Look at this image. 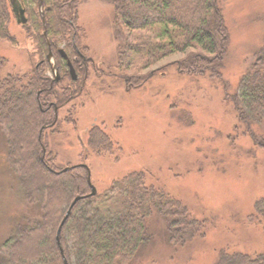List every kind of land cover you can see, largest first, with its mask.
I'll use <instances>...</instances> for the list:
<instances>
[{"label":"rangeland","instance_id":"obj_1","mask_svg":"<svg viewBox=\"0 0 264 264\" xmlns=\"http://www.w3.org/2000/svg\"><path fill=\"white\" fill-rule=\"evenodd\" d=\"M79 1L81 42L94 63L84 91L45 132L56 165L86 164L99 192L146 171L149 184L188 209L198 227L185 243L171 240V221L155 210L146 222L149 239L130 264H218L224 254L264 253L263 217L252 220L264 202V151L227 100L264 51V0H219L230 34L220 78L182 75L177 62L183 56L175 54L150 68L155 73L142 85L134 82L136 87L126 82L132 71L118 69L122 42L113 5ZM10 29L16 44L0 40V77L31 74L41 58L16 18ZM95 128L106 132L114 148L92 147ZM8 152L0 124V248L26 218L42 214L40 204L24 198Z\"/></svg>","mask_w":264,"mask_h":264},{"label":"trees","instance_id":"obj_2","mask_svg":"<svg viewBox=\"0 0 264 264\" xmlns=\"http://www.w3.org/2000/svg\"><path fill=\"white\" fill-rule=\"evenodd\" d=\"M11 1L0 0V40L15 45ZM17 1L26 10L28 24L22 27L41 61L31 74L0 77V124L7 130L8 157L20 173L23 196L32 206L40 204L42 214L16 227L0 248V264H65L64 257L68 264H130L149 239L146 222L155 210L171 221V240L185 243L197 222L181 201L149 184L146 171L132 172L107 192L91 196L86 164L70 166L68 171L56 165L45 132L59 123L55 106L71 101L80 90L71 92L62 82H52L46 56L50 45L61 73L68 74L57 49L65 44L73 47L74 42L80 49L83 46L80 1ZM108 1L122 42L118 69L125 74L132 71L126 79L129 87L147 82L155 73L149 69L175 54L183 56L177 62L182 75L221 77L230 34L219 0ZM227 100L254 144L264 151V133L253 131L254 126L264 128V51L243 77L239 91ZM16 120L24 123V129L15 125ZM91 132L93 148H114L106 132L100 128ZM78 197L58 241L61 224ZM261 217L264 220V202L252 220ZM218 264H264V253L224 254Z\"/></svg>","mask_w":264,"mask_h":264},{"label":"flooded vegetation","instance_id":"obj_3","mask_svg":"<svg viewBox=\"0 0 264 264\" xmlns=\"http://www.w3.org/2000/svg\"><path fill=\"white\" fill-rule=\"evenodd\" d=\"M57 52L59 56L62 58L61 61L63 62V64L64 65L66 64L68 66V74L65 75L61 73L56 61V56H55L56 54L55 52L52 51L51 46L49 45V52L46 56V60H48V62L52 65L51 66L52 69L47 73V75L51 78L52 82H56V83L62 82L70 89L71 92L72 91L74 92V90L76 91L77 88L80 90V92H83L87 86L86 84L90 76V71H91L90 65L94 63L92 58L88 54V48L87 47L84 48L82 46V48L80 49V47H78V45L74 42L73 47H68V45L65 44L60 48H58ZM50 53H52L51 60L48 59ZM88 59L90 60L89 62H87ZM71 67L74 68L75 75L71 73ZM67 103L68 102L63 103L60 107L55 106V112L57 118H59V112L62 110V108L65 107ZM52 105L53 104H51L50 107ZM74 123L78 124L76 120H74Z\"/></svg>","mask_w":264,"mask_h":264},{"label":"water","instance_id":"obj_4","mask_svg":"<svg viewBox=\"0 0 264 264\" xmlns=\"http://www.w3.org/2000/svg\"><path fill=\"white\" fill-rule=\"evenodd\" d=\"M11 4H12L13 13H14V15H15V18H16L17 22H18L20 25H22V26L27 25V24H28V18H27V16H26V10L22 7V5H21V4L19 3V1H17V0H12V1H11ZM48 59H49V60L52 59V53H50ZM71 73H72L73 75H75V70H74L73 67H71ZM68 170H69V168L64 169V171H68ZM88 183H89L90 189H91V191H92V192H91V196L96 195V194H97V188H96V187L93 185V183L91 182V173H90V171H89ZM80 199H81L80 197L76 198L75 201H74V203H73V205H72V207H71L70 210L67 212V215H66V217L64 218V220H63V222H62V224H61L60 230H59V232H58V241H59V238H60V235H61V230H62L63 225L65 224V222L67 221V219L70 217V215H71V213H72V208H73V206H74V205H75ZM59 246H60L61 250H63L62 247H61V243H60V242H59ZM64 261H65V264H68V262H67V260H66L65 257H64Z\"/></svg>","mask_w":264,"mask_h":264}]
</instances>
